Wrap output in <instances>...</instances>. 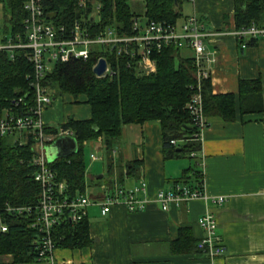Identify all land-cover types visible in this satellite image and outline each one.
Segmentation results:
<instances>
[{
	"label": "crops",
	"instance_id": "0c3cea01",
	"mask_svg": "<svg viewBox=\"0 0 264 264\" xmlns=\"http://www.w3.org/2000/svg\"><path fill=\"white\" fill-rule=\"evenodd\" d=\"M181 3L187 6L183 13ZM181 3L176 22L192 13L201 32L210 35L201 41L204 53L211 58L207 63L209 93L233 95V120L203 116L207 125L191 165L184 155L163 157L155 121L122 126L106 157L112 169L109 175L104 157L97 162L100 171L98 166L93 167L96 162H84V190L90 200L98 201L101 198L97 187L107 179L113 181L119 173L120 187L125 191L143 182L142 191L133 196L144 200L145 206L142 211L126 213L115 204L101 217L96 205H88V245L54 250L53 264H264V38L237 50L235 38L230 36L231 0ZM177 55L187 59L191 56L186 49H179ZM250 80H258L261 109L239 115L237 81ZM83 101L82 96L75 100L66 96L51 98L42 118L46 128L55 129L67 119L87 120L90 114ZM4 140L11 143L10 138ZM85 145L88 153H101L99 136L80 144ZM128 160L139 162L134 177L124 174ZM185 169L199 174L196 183L203 194L160 211L152 202L157 190L183 183L196 187L194 175L182 173ZM216 199L221 203L217 204ZM205 212L216 221L214 234L221 248L219 256L208 259L195 248L203 236L196 219ZM11 258L0 255V264H13Z\"/></svg>",
	"mask_w": 264,
	"mask_h": 264
},
{
	"label": "trees",
	"instance_id": "16d2710c",
	"mask_svg": "<svg viewBox=\"0 0 264 264\" xmlns=\"http://www.w3.org/2000/svg\"><path fill=\"white\" fill-rule=\"evenodd\" d=\"M98 5L97 27L110 26L115 32L127 31L130 13L126 0H90ZM182 0H142V16L152 21L175 23L179 18V5ZM23 0H0L1 19L0 43H4L10 34H21V20L24 12L21 9ZM75 0H49L45 3L44 15L54 11L52 22L64 25L65 29L71 20L79 18L82 11L87 13L88 5L81 9ZM232 29L244 28L249 23L260 26L264 23V0H231ZM90 31L94 26H87ZM255 39H235L238 51ZM242 46V48L240 47ZM153 60L152 74L134 77V71L126 67L121 57L109 55V65L114 70L110 77H93L91 65L95 57L86 61L67 60L64 63L54 62L41 80L42 86L51 91V97L66 96L71 100L84 97L83 103L88 108V119L72 121L67 119L58 129H71L76 143V150L71 155L52 160L46 164L55 174V181H62L65 194L72 196L84 190V161L81 151L82 141H101V157L104 160L105 172L110 174L111 166L107 156L113 143L117 142L122 126L137 125L141 122H154L158 125L160 150L164 158L184 155L192 159L190 153L199 151V141L193 137L195 129L191 127L183 105L188 97L187 86L192 82V68L187 58L177 55V50L165 46L156 53L151 52ZM179 56V57H178ZM30 65L23 58L22 51L12 49L11 59L5 51H0V111L10 109L13 113L30 103L32 89L28 78ZM209 81L201 84V113L205 117H217L221 121L233 120V95H210ZM236 106L239 115L258 113L259 85L258 80L237 81ZM21 98L18 106H12L15 98ZM45 130L47 128L45 127ZM5 139V138H4ZM0 139V222L5 229L0 234V255H9L13 264L38 263L36 260V238L38 233L26 227L29 217L14 216L5 213L4 207L34 206L37 187L30 179L33 168L29 162L32 148L29 141L17 146ZM169 140L176 142L174 146ZM104 157V158H103ZM138 161H127L124 174L134 177ZM191 169V168H190ZM191 172L196 183L198 173ZM182 174V175H183ZM181 175L180 179H183ZM121 175L118 173L113 182L120 186ZM112 181L104 182L108 190ZM184 184V183H183ZM198 186V184H195ZM4 211V212H3ZM86 216L74 225L66 220L50 230V240L54 250L80 249L88 245L86 237Z\"/></svg>",
	"mask_w": 264,
	"mask_h": 264
},
{
	"label": "built area",
	"instance_id": "2783aa9c",
	"mask_svg": "<svg viewBox=\"0 0 264 264\" xmlns=\"http://www.w3.org/2000/svg\"><path fill=\"white\" fill-rule=\"evenodd\" d=\"M49 0H23L21 9L24 12L21 20V34H10L4 43H0V51L7 53L11 59V50H21L23 58L30 65L28 78L29 87L32 89L30 103L19 110L12 112L6 108L0 111V139L10 138L11 144L24 145L29 141L32 148L29 165L33 171L30 179L37 187V196L34 206L31 207H4L5 213L29 217L26 227L34 229L38 233L36 238V260L38 263L53 264V245L50 240V230L66 220L74 225L86 216V208L89 205L98 207V215L105 216L111 206H121L126 213H135L143 210L145 201L134 198V194L141 192L143 182L128 191L111 182L110 190L100 184L98 201L90 200L85 190L80 194L67 196L65 185L62 181H55V174L46 166L43 157V147L51 144L56 137H72L71 129H47L43 122L45 108L51 103V91L40 83L50 66L56 63H64L67 60L86 61L95 57L91 68L97 59H102L105 64L104 73L98 78L110 77L114 70L107 60L109 55L121 57L126 67H130L134 74L148 75L154 71L153 60L149 59L151 52L156 53L161 48L171 47L179 51L186 49L191 56L190 68H192V82L187 86L188 97L183 105L191 127L195 129L193 137L199 141L201 132L207 123L201 113L200 88L201 84L208 81L210 67L207 63L211 58L206 56L202 46V38L210 36L201 32L194 15L183 17L178 24L166 21L147 20L143 16L142 21L137 14L129 19L128 30L115 32L110 26L97 27L98 5L95 1L75 0L78 8L88 5L87 13L80 12L79 18L70 21V26L65 29L64 25L46 20L43 8ZM191 5L192 0H184ZM87 26H94L90 31ZM230 36L235 39H262L264 38V23L255 26L249 23L247 27L232 29ZM234 39V41H235ZM242 48V46H240ZM243 49V48H242ZM94 77V76H93ZM95 77V78H96ZM22 99L17 97L12 106H18ZM174 146L176 142L169 140ZM87 164L99 162L101 153L89 152ZM189 157L195 155L190 153ZM201 186H186V184L171 185L169 189L156 191L152 202L160 211L167 207L198 199L202 195ZM220 204L221 199H216ZM3 211V212H4ZM202 235L197 241L195 248L208 258H214L221 254L219 239L214 234V217L210 213H203L196 219ZM5 227L0 222V234Z\"/></svg>",
	"mask_w": 264,
	"mask_h": 264
},
{
	"label": "water",
	"instance_id": "95a60500",
	"mask_svg": "<svg viewBox=\"0 0 264 264\" xmlns=\"http://www.w3.org/2000/svg\"><path fill=\"white\" fill-rule=\"evenodd\" d=\"M54 16V11H51V13L45 14L44 18H46V20H52ZM104 69V61L102 59H97L90 72H92V76L99 77L104 73ZM75 150L76 143L72 137H56L51 144L43 147V157L46 164H49L52 160L57 159V157L64 158L71 155Z\"/></svg>",
	"mask_w": 264,
	"mask_h": 264
},
{
	"label": "rangeland",
	"instance_id": "374dc122",
	"mask_svg": "<svg viewBox=\"0 0 264 264\" xmlns=\"http://www.w3.org/2000/svg\"><path fill=\"white\" fill-rule=\"evenodd\" d=\"M127 2H126V4L128 5V7H129V11H130V13L131 14H133V15H135V14H137V16H138V18L140 19V21H142V0H126ZM2 6H1V4H0V8H1ZM186 8H187V6L186 5H183V3H181V12L183 13L184 11H186ZM179 21H180V19H178ZM2 19H1V12H0V30H1V28H2V26H3V24L4 23H2ZM179 21H177V22H175V24H178L179 23ZM134 75V77H138V76H140V74H133ZM45 112V111H44ZM81 151H82V156L84 157L83 158V161L84 162H87V155H88V150H87V146L85 145V146H82L81 147ZM186 158V157H185ZM186 160H187V162H189L190 163V165L192 164V159H187L186 158ZM28 163V162H27ZM29 164V163H28ZM97 166H98V171H100L99 170V164L96 162V164H94V166L93 167H96L97 168Z\"/></svg>",
	"mask_w": 264,
	"mask_h": 264
}]
</instances>
